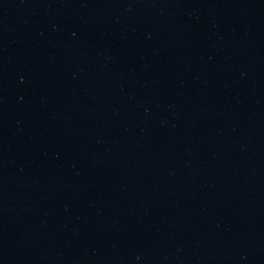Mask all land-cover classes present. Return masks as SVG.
<instances>
[{
  "label": "water",
  "instance_id": "water-1",
  "mask_svg": "<svg viewBox=\"0 0 264 264\" xmlns=\"http://www.w3.org/2000/svg\"><path fill=\"white\" fill-rule=\"evenodd\" d=\"M0 264H264V0H0Z\"/></svg>",
  "mask_w": 264,
  "mask_h": 264
}]
</instances>
